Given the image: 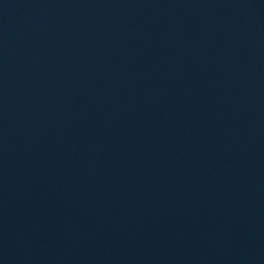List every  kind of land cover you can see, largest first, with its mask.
Returning a JSON list of instances; mask_svg holds the SVG:
<instances>
[{"label":"water","instance_id":"1","mask_svg":"<svg viewBox=\"0 0 264 264\" xmlns=\"http://www.w3.org/2000/svg\"><path fill=\"white\" fill-rule=\"evenodd\" d=\"M0 264H264V0H0Z\"/></svg>","mask_w":264,"mask_h":264}]
</instances>
